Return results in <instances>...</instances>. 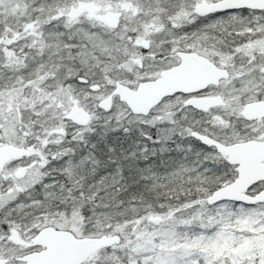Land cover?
<instances>
[{"label": "snow or ice", "instance_id": "6c2138e0", "mask_svg": "<svg viewBox=\"0 0 264 264\" xmlns=\"http://www.w3.org/2000/svg\"><path fill=\"white\" fill-rule=\"evenodd\" d=\"M0 264H264V0H0Z\"/></svg>", "mask_w": 264, "mask_h": 264}]
</instances>
